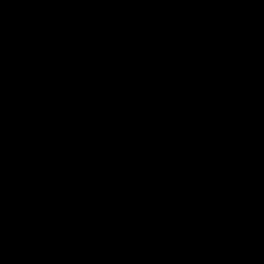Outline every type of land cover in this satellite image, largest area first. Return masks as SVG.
<instances>
[{
    "label": "water",
    "instance_id": "1",
    "mask_svg": "<svg viewBox=\"0 0 264 264\" xmlns=\"http://www.w3.org/2000/svg\"><path fill=\"white\" fill-rule=\"evenodd\" d=\"M0 264H264V0H0Z\"/></svg>",
    "mask_w": 264,
    "mask_h": 264
}]
</instances>
